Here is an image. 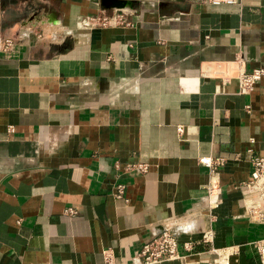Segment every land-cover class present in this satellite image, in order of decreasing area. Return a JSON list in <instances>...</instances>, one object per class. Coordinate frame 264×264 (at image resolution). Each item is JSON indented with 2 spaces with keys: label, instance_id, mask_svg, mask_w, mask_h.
I'll return each mask as SVG.
<instances>
[{
  "label": "crops",
  "instance_id": "0c3cea01",
  "mask_svg": "<svg viewBox=\"0 0 264 264\" xmlns=\"http://www.w3.org/2000/svg\"><path fill=\"white\" fill-rule=\"evenodd\" d=\"M122 12L129 25H81ZM7 39L0 264H143L166 231L195 252L158 264H262L240 185L264 158V81L241 94L238 77L264 68V0H0Z\"/></svg>",
  "mask_w": 264,
  "mask_h": 264
},
{
  "label": "built area",
  "instance_id": "2783aa9c",
  "mask_svg": "<svg viewBox=\"0 0 264 264\" xmlns=\"http://www.w3.org/2000/svg\"><path fill=\"white\" fill-rule=\"evenodd\" d=\"M212 4H237L242 0H209ZM81 25L87 28L94 27H120L129 25L126 17V13H117L109 16L100 14L97 16H87L81 19ZM20 43L15 39H7L0 45V51L6 57H14L20 53ZM239 92L241 94H251L255 86L264 81V68L255 69L251 72L245 70L239 73ZM249 108V107H248ZM199 163L210 169L212 172H216L219 167L224 165L225 159L223 158H212L202 157L199 159ZM139 169L146 172L147 165H142ZM124 186H118L117 196L122 197L124 194ZM240 188L243 191V207L246 216L253 222L264 226V158H257L253 161V172L251 179L247 182L242 183ZM222 189L217 184H210L207 186V196L209 199V211H215L221 201ZM74 214L75 211H68ZM213 219V218H212ZM201 243L212 244L214 242V232L212 229L205 231L201 237ZM183 250L186 255L180 254V242L178 238L169 231L163 232L161 235L144 244L141 251L140 257L143 264H158L166 261L174 260H185L195 252V241H186L182 244ZM255 247L260 255L261 262L264 264V239L258 241ZM221 260L219 264H228L227 251L224 255L219 253L218 250H214ZM223 252V251H222ZM108 264L111 263L107 258Z\"/></svg>",
  "mask_w": 264,
  "mask_h": 264
}]
</instances>
